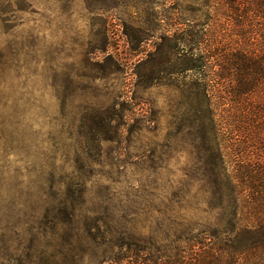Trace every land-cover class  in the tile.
Here are the masks:
<instances>
[{
    "label": "rangeland",
    "instance_id": "rangeland-1",
    "mask_svg": "<svg viewBox=\"0 0 264 264\" xmlns=\"http://www.w3.org/2000/svg\"><path fill=\"white\" fill-rule=\"evenodd\" d=\"M152 1L160 15L147 23L142 0L0 9V264H113L125 243H148L154 254L151 244L207 216L203 182L183 176L194 157L186 135L193 73L184 70L193 0ZM215 18L194 56L235 38L227 19ZM209 69L195 74L212 75L213 104L235 116L221 106L226 81Z\"/></svg>",
    "mask_w": 264,
    "mask_h": 264
},
{
    "label": "trees",
    "instance_id": "trees-1",
    "mask_svg": "<svg viewBox=\"0 0 264 264\" xmlns=\"http://www.w3.org/2000/svg\"><path fill=\"white\" fill-rule=\"evenodd\" d=\"M24 2L0 0L1 13L10 4L24 11ZM141 3L145 4L143 22L157 20L160 14L149 9L154 2ZM158 4L163 5L160 0ZM210 9L215 10L213 14ZM188 12L184 70L193 74L186 89V135L194 157L183 176L185 182H203L207 216L185 224L170 239L151 244L154 254L146 252L148 243H125L126 252L108 261L182 264L185 256L180 252H185L190 264H264V0H193ZM195 12L201 13L200 21L194 18ZM217 15L227 19L225 31L235 28V38L222 41L217 53L208 48L203 57L194 56L206 36L204 26ZM253 22L260 25L258 29H253ZM212 65L226 81L222 88L226 102L221 106L235 110L233 117L220 116L213 104L212 75L205 81L195 74L202 67L212 70ZM158 146L153 158L160 168L165 145Z\"/></svg>",
    "mask_w": 264,
    "mask_h": 264
}]
</instances>
